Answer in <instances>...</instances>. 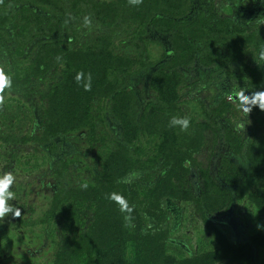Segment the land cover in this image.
Masks as SVG:
<instances>
[{"label": "rangeland", "instance_id": "1", "mask_svg": "<svg viewBox=\"0 0 264 264\" xmlns=\"http://www.w3.org/2000/svg\"><path fill=\"white\" fill-rule=\"evenodd\" d=\"M65 1L42 7L31 0H0V13L8 18L0 27V68L10 77L16 72L26 76L0 91V174L13 172L15 199L10 203L21 210L19 217L0 220V264H54L64 238L80 241L99 207L67 197L68 192L94 184L112 154L126 156L115 183L136 193L137 209L142 210L141 200L149 201L157 182L189 196L165 197L160 223L143 211L131 215L125 225L130 259L156 242V256L167 254L179 264H264V110L254 106L247 114L237 110L238 100L228 99L240 88L246 95L264 90V61L254 57L260 51L257 41H264V0H184L189 8L181 15L173 9L176 3L169 10L159 3L163 17L156 22L144 20L129 0H82V8ZM114 3L119 7L113 10ZM187 21L198 26L208 21L213 33L210 39L190 40L194 59L176 67L182 79L176 106L171 112L164 106L162 112L170 119L190 117L186 131L173 127L175 136L167 143L149 130L129 133L127 140L112 88L101 85L88 100L92 127L46 133L48 89L66 68L63 59L36 73L34 58L48 41L85 53L104 46L115 65L101 79L130 94L139 114L157 101L151 78L160 68L168 70L174 34L180 30L183 36ZM247 36L252 40L244 45ZM235 53L238 57L228 59ZM206 54L205 64L201 58ZM222 99L230 107L219 113L215 108ZM241 119L245 128L237 129ZM206 190L222 192L224 205L202 212ZM125 215L120 216L124 223ZM244 242L249 248L238 252ZM80 257L75 264H86Z\"/></svg>", "mask_w": 264, "mask_h": 264}, {"label": "trees", "instance_id": "2", "mask_svg": "<svg viewBox=\"0 0 264 264\" xmlns=\"http://www.w3.org/2000/svg\"><path fill=\"white\" fill-rule=\"evenodd\" d=\"M24 1V0H14ZM38 5L48 4H67V1L61 0H31ZM82 0H72L74 7L82 8L84 5L80 3ZM176 3L174 7V3ZM184 2V3H183ZM161 3L166 5L168 10L170 7H174L177 15H181L188 8L185 6L184 0H142V3L137 5L138 12H143L144 20H152L156 22L163 16L159 15L162 12L158 8ZM112 4V3H111ZM110 4V5H111ZM115 3L113 4V10L116 9ZM119 7V6H118ZM167 10V11H168ZM137 11V10H135ZM166 11V12H167ZM8 18L2 17L0 13V27H4ZM193 21H187V27L184 35H180V30L175 32L173 42L175 47L173 51V57L166 63L165 67L168 70L159 69L156 75L152 76L151 83L153 88L157 91V101L151 103L150 108L144 109L141 113L135 111V105L133 104L134 98L130 94H126L124 89L119 88L117 84L116 89L112 87L113 84L103 81L100 76H106L110 72L113 64L115 65L114 58L108 53L107 49L103 46L98 51H88L76 49L77 51H71L67 45H62L59 40L56 43L51 44L50 41L40 50V54L34 58V69L37 74H43L48 69L54 67L60 63L63 59L66 60V68L60 75L54 77L53 83L48 89L49 101L51 102V108L48 109V120L45 122L46 133L50 135H56L59 132L67 131L74 127H83L90 125L92 127L93 120L92 114H90V104L88 100L92 95L97 92V86L107 85L109 89L112 88V97L117 103V115L122 116L126 131L125 136L127 140L130 139L129 133L136 136L140 130H149L152 134L157 135L166 140V143L171 141L172 136H175L173 127L169 126V116H164L162 113L166 108L167 112H171L175 106L174 101L177 96V86L180 84L181 73L177 70V66L182 64L191 63L194 59V52L190 40H201L205 38V35L210 39L211 33H213L210 24L206 22L198 26V24L192 23ZM235 29H232L234 32ZM187 33V34H186ZM224 35V34H223ZM222 37V36H221ZM189 38V39H188ZM252 40V36H247L243 40V44H249ZM259 39L255 45V48L261 50L264 47V41L261 43ZM245 45V44H244ZM251 47V46H250ZM232 57H238V54H230L228 59ZM210 59L209 54H206L201 58V61L206 64V61ZM171 62V63H170ZM253 71V70H252ZM77 72H83L85 77L88 73H91V90L85 91L82 84H78L75 80ZM254 72V71H253ZM24 73L27 72L24 70ZM24 74V75H25ZM12 84L19 83L26 80V76H21L18 72L14 73L11 77ZM251 81L256 82L254 78ZM158 100L161 102L158 103ZM163 105V106H162ZM229 103H226L222 99L219 103V113L228 110ZM177 138V137H175ZM264 142V138L262 140ZM262 143V142H261ZM263 145V143H262ZM161 147L164 149L163 144ZM240 148V145L239 147ZM251 163L254 161L253 157L249 158ZM126 161V156L122 154H112L106 159V165L101 173V177H96L94 184H87V187H80L74 189L76 191H69L67 197L82 198L85 202H93L98 205V215L91 223L90 228L84 234L79 237L80 241H76L74 244V237L72 239H63V243L58 250L56 261L54 264H75L78 257H84L86 264H179L175 258L167 254L157 255L158 243L154 242L152 247L147 251H141L137 254L135 259H130L126 252L127 236L125 223L121 221L120 216L122 212L119 209V205L115 202L107 199V195L112 192L122 194L128 201L130 206H134L135 195L134 191H128L126 186L119 182L115 183V178H118L122 165ZM253 169V167H251ZM253 175V174H252ZM249 176V174H248ZM254 176V175H253ZM250 180L248 177L247 182ZM251 181V180H250ZM157 182L155 187L149 191L150 199L148 202L141 200L142 210L137 209L134 206V210L131 213L134 217L140 214V211L146 216H150L160 223L162 215L161 207L165 197H189L187 192L174 191L169 189L163 184V182ZM211 191H205L203 199L200 202L201 211L206 208L208 210H217L224 205V197L221 193ZM134 198V199H133ZM260 207L264 210V206L260 204ZM76 246L80 247L78 251ZM244 247H248L247 242L241 243L238 246V252H241ZM231 248V247H230ZM82 250V251H81ZM234 252L235 249L233 248ZM250 252V250H249ZM235 255V252L233 253ZM236 256V255H235ZM80 257V258H81Z\"/></svg>", "mask_w": 264, "mask_h": 264}, {"label": "clouds", "instance_id": "3", "mask_svg": "<svg viewBox=\"0 0 264 264\" xmlns=\"http://www.w3.org/2000/svg\"><path fill=\"white\" fill-rule=\"evenodd\" d=\"M129 3L132 5H139L140 3H142V0H129ZM85 24H90V20H88V18H85ZM254 57L258 63L264 61V47H262L258 53L254 54ZM75 80L78 84H82V87L85 91L91 90V73H88L85 77V74L83 72H77ZM11 87V77L7 75L2 68H0V91H3L5 88ZM228 99L230 101H233L234 103L238 100L237 110L247 114L252 110L254 106L258 107L260 110H264V90L255 91L251 94L246 95L245 89L240 88L229 93ZM190 122V117L188 116H173L169 120V126H178L181 131H186L190 126ZM235 126L237 129L245 128V124L243 123L242 119L241 121H238ZM184 163L185 166H188L191 161L186 160ZM15 179L16 178L11 171H5L3 174H0V220L8 216L9 214H11L12 217H19L21 214L20 208L14 207L13 204L10 203V201L15 199V192L14 190H11L12 186L15 183ZM82 187L86 188L87 184H83ZM107 199L115 202L117 205H119L120 211L126 213L123 219L125 221V225L127 226L129 221L131 220V213L134 210V206H130L126 198L120 193H109L107 195ZM258 227L260 226L258 225Z\"/></svg>", "mask_w": 264, "mask_h": 264}]
</instances>
